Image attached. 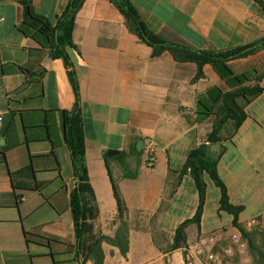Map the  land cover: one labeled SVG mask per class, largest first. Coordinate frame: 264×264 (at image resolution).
I'll return each instance as SVG.
<instances>
[{
	"label": "crops",
	"instance_id": "crops-1",
	"mask_svg": "<svg viewBox=\"0 0 264 264\" xmlns=\"http://www.w3.org/2000/svg\"><path fill=\"white\" fill-rule=\"evenodd\" d=\"M132 1L151 31L198 50L225 51L264 37V0ZM68 3L32 0L52 26ZM38 29L24 22L19 0H0L1 256L23 251V231L43 225V231L51 228L44 231L48 236L74 242L68 197L74 182L62 124L74 92L62 59L51 56ZM67 53L80 88L86 164L100 209L96 226L111 237L122 221L128 226L127 253L104 243L103 264H188L194 258L171 244L178 225L194 216L198 193L190 175L179 178L178 170L194 146L224 125L216 116L220 101L245 84L264 86V77L258 80L264 50L229 60L228 68L206 64L197 77L193 62H178L169 52L152 56L109 0H84ZM243 109L240 127L219 143L217 165L230 202L243 207L240 222L264 218V90ZM147 140L155 144L152 167ZM31 157L34 180L44 186L16 204L9 174L28 166ZM109 171L126 206L122 218ZM205 183L200 228L188 227L187 244L212 232H236L232 215L219 208V188L208 176Z\"/></svg>",
	"mask_w": 264,
	"mask_h": 264
},
{
	"label": "trees",
	"instance_id": "trees-1",
	"mask_svg": "<svg viewBox=\"0 0 264 264\" xmlns=\"http://www.w3.org/2000/svg\"><path fill=\"white\" fill-rule=\"evenodd\" d=\"M19 1L24 9V22L30 27L39 28L38 30L45 34L49 41L48 46L51 49V56L62 59L74 92L72 109L62 111L64 145L69 151L74 182L68 194L69 210L73 221L74 242L69 243L58 237L42 236L37 234L35 229L23 231L24 241L27 246L29 244L48 246L50 242H56L59 246L49 252L52 256V264H87L88 261L93 262V264H103L105 258L104 243L119 248L122 254L127 253L129 248L128 226L122 221L113 237L104 234L96 226L100 217V209L89 181L86 164L84 128L80 110V88L72 61L67 53V47L72 44V29L75 17L84 0H69L65 12L57 17L58 20L54 26L51 25L45 16L35 11L32 0ZM109 1L122 14L128 29L152 49V56H160L164 52H169L174 60L178 62H193L198 68L197 77L202 76V68L206 64L213 66L221 64L228 68L226 65L227 61L244 58L264 50V37L255 42L229 48L225 51L198 50L178 41L167 40L160 34L151 31L143 23L132 0ZM262 77H264V69L261 71L258 80L260 81ZM263 90L264 86L245 84V86L237 88L234 93L227 95L217 107L220 113L223 114V117L220 118L223 124L228 120H232L233 132L237 130L246 117L243 107ZM238 97L239 99H237ZM242 97L243 102L239 101ZM221 126L220 123L218 127L208 134L207 142L194 146L188 152L183 165L178 170L179 178L188 174L193 179L198 193V205L194 216L184 220L176 228L171 249L184 248L187 245V229L190 225H195L199 231L206 198L205 176H208L220 190V210L232 215L233 227L239 231L242 239L246 242L247 254L251 259V264H264V227L261 224L263 218L258 217L259 222L251 227H247L240 222L238 218L243 207L233 205L230 202L227 188L218 174L217 165L222 152L215 155L211 151V147L231 137L232 134L230 133H233L230 132L227 136H221ZM31 158L32 161L28 166L9 174L13 184L12 195L16 204L20 203L26 192L40 191L44 186L42 182L34 180L35 170L33 157ZM105 162L109 170L107 160ZM135 176V174L126 172V177ZM110 178L118 217L122 218L126 213V206L120 194L117 181L112 177L111 173ZM11 255L3 254L1 256L0 254V264H33L32 262L18 263L13 259L6 260L8 259L6 257ZM56 257L59 259L58 261L55 260Z\"/></svg>",
	"mask_w": 264,
	"mask_h": 264
},
{
	"label": "rangeland",
	"instance_id": "rangeland-1",
	"mask_svg": "<svg viewBox=\"0 0 264 264\" xmlns=\"http://www.w3.org/2000/svg\"><path fill=\"white\" fill-rule=\"evenodd\" d=\"M202 111L204 112V110H202ZM216 116H218V119H219V118L223 117V114L218 112ZM232 128H233V125L231 123H229L228 121L225 122L224 125H222V127L220 129V135L221 136H227L232 131ZM32 217H30V218H32ZM30 218H27L26 220L24 219V221H28V220H30ZM32 220H34V219H32ZM32 220H30V222ZM242 223L245 224V221ZM261 224L264 227V218H263V221H261ZM43 226H40V227L38 226L34 229H35V231H37V234L48 237V234H46L44 231L48 232L51 230V228L46 227V228H44V231H43ZM237 232H239V231L236 229L235 234ZM212 233H214V232H212ZM220 234L222 237H221V240L219 242L216 241V242H212L209 244L211 253L215 254V253L221 252L223 255V260H222L223 264H239L240 262H241V264H243V261H242L243 256H247L249 258L250 264H251V259H250L249 255L247 254V248H246L245 253H239L235 246H230L229 239L234 235V233L228 237H226V235L223 233V231L220 232ZM207 235H209V234H207ZM204 236H206V235L199 236L198 238H196L193 241L191 240L184 247L183 250L186 253L187 257H193L194 258L192 261L187 260L188 264L190 263V261H191L190 264H197L198 260L205 261L206 258L208 257V251H204V253H202L201 255L195 254V256H190L189 253L187 251H185V248H187L188 245H194L200 238H202ZM49 237H51V236H49ZM21 246L24 247L23 251L20 250V251L14 252V254H12L11 256L6 257V258H8L6 260H12L13 259L14 261H16L18 263H27V262L31 263L32 262L33 264H48V263L52 264V256L49 254V252L51 249H56L59 245L56 242H50V244L48 246L47 245L46 246H40V245H36V244H29V246H27L26 243L24 242L23 244H21ZM229 247H231V250H232L230 255L226 254L224 252L226 249H230ZM233 256H237L240 258V259L238 258L239 259L238 262H235L231 259ZM55 260L58 261L59 259H57V257H56Z\"/></svg>",
	"mask_w": 264,
	"mask_h": 264
},
{
	"label": "built area",
	"instance_id": "built-area-1",
	"mask_svg": "<svg viewBox=\"0 0 264 264\" xmlns=\"http://www.w3.org/2000/svg\"><path fill=\"white\" fill-rule=\"evenodd\" d=\"M3 114L0 112V127L2 125ZM155 162V144L152 140H147L146 143V163L149 167H152ZM259 221L258 217H253L245 221V224L250 227L257 224ZM220 232H214L200 238L194 245H188L185 251L189 253L190 256L201 255L204 251H208V257L205 261L198 260L197 264H223V255L221 252L211 253L209 244L212 242H219L221 240ZM230 246H235L239 253H245L246 242L242 239L241 234L237 232L229 239ZM230 249H226L224 252L229 254L232 252ZM210 259V260H209ZM243 264H250V260L247 256L242 257Z\"/></svg>",
	"mask_w": 264,
	"mask_h": 264
},
{
	"label": "water",
	"instance_id": "water-1",
	"mask_svg": "<svg viewBox=\"0 0 264 264\" xmlns=\"http://www.w3.org/2000/svg\"><path fill=\"white\" fill-rule=\"evenodd\" d=\"M214 146L217 148L216 152L219 153V150H220V144H219V143H216ZM214 151H215V150H214Z\"/></svg>",
	"mask_w": 264,
	"mask_h": 264
}]
</instances>
